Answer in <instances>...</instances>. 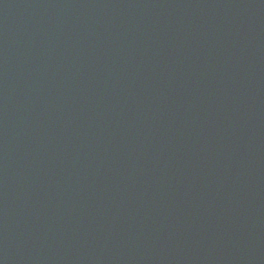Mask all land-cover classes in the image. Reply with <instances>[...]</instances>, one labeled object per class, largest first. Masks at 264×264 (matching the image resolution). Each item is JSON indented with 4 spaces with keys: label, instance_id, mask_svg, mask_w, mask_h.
Instances as JSON below:
<instances>
[{
    "label": "water",
    "instance_id": "95a60500",
    "mask_svg": "<svg viewBox=\"0 0 264 264\" xmlns=\"http://www.w3.org/2000/svg\"><path fill=\"white\" fill-rule=\"evenodd\" d=\"M0 264H264V0H0Z\"/></svg>",
    "mask_w": 264,
    "mask_h": 264
}]
</instances>
